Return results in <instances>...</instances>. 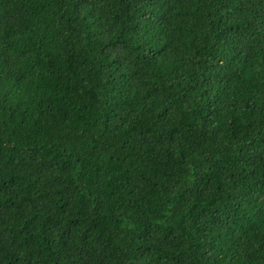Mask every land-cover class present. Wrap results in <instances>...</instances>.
Wrapping results in <instances>:
<instances>
[{
	"label": "trees",
	"instance_id": "obj_1",
	"mask_svg": "<svg viewBox=\"0 0 264 264\" xmlns=\"http://www.w3.org/2000/svg\"><path fill=\"white\" fill-rule=\"evenodd\" d=\"M0 264H264V0H0Z\"/></svg>",
	"mask_w": 264,
	"mask_h": 264
}]
</instances>
